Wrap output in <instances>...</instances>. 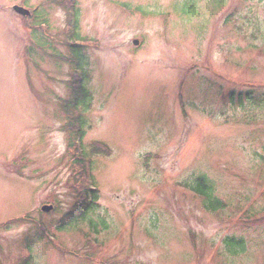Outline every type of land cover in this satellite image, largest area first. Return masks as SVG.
Masks as SVG:
<instances>
[{"label":"rangeland","instance_id":"obj_1","mask_svg":"<svg viewBox=\"0 0 264 264\" xmlns=\"http://www.w3.org/2000/svg\"><path fill=\"white\" fill-rule=\"evenodd\" d=\"M63 3L0 0V264H264V0H75L83 144L109 148L83 220Z\"/></svg>","mask_w":264,"mask_h":264},{"label":"trees","instance_id":"obj_2","mask_svg":"<svg viewBox=\"0 0 264 264\" xmlns=\"http://www.w3.org/2000/svg\"><path fill=\"white\" fill-rule=\"evenodd\" d=\"M64 5V4H63ZM78 18L74 21V29L75 34L69 35L65 40L64 46L68 51V56H61L63 60L69 63L70 69L72 68V78L68 84L70 87V96L68 99H65L62 104L63 111L66 116L65 126L70 131V141L67 144V153L70 154L71 162H72V173L75 177V181H77L78 188V202L76 207L82 205L85 213L81 216V219H85L87 216V212L91 209L95 204V200L97 198V192L91 191L90 189L85 188V177L87 175L86 167L88 170L92 169V156L100 154H106L108 148L106 145H102L100 143L93 144L90 143V149H88L83 144L84 138V123L85 120L81 114L86 112V109L90 105V93L85 87V82L88 79L86 61L83 54V49L85 45L77 44L76 41L83 43L85 39L81 37L78 33ZM74 70L80 71L81 75L76 80ZM80 110L81 114L75 119L72 118L74 111ZM71 116V117H70ZM79 124V127H74V123ZM73 135H75L76 142L72 141ZM194 192L197 193L200 197H202L206 203V207L209 209L216 210L217 206L219 207L221 202L215 199L211 193V185L208 184L206 179L203 176H198L196 179V184L194 187ZM88 200V202H87ZM228 244L233 246H238L239 249H243V241L240 239L239 241H235L231 239ZM237 250V249H236ZM233 253H237L235 250H231Z\"/></svg>","mask_w":264,"mask_h":264},{"label":"water","instance_id":"obj_3","mask_svg":"<svg viewBox=\"0 0 264 264\" xmlns=\"http://www.w3.org/2000/svg\"><path fill=\"white\" fill-rule=\"evenodd\" d=\"M13 9L18 13V14H21V15H27L28 14V11L23 9L22 7H18V6H14ZM136 43V42H134ZM49 209H51V206H42L41 207V210L42 211H48Z\"/></svg>","mask_w":264,"mask_h":264}]
</instances>
